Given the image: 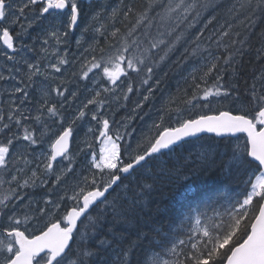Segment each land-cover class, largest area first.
<instances>
[{
  "label": "snow or ice",
  "instance_id": "1",
  "mask_svg": "<svg viewBox=\"0 0 264 264\" xmlns=\"http://www.w3.org/2000/svg\"><path fill=\"white\" fill-rule=\"evenodd\" d=\"M219 7H226L228 18L205 36V30L216 20L212 13ZM29 13H33L31 18ZM257 14L264 16V0H244L228 6L217 5L216 0H147L139 10L134 4L125 3L113 8L108 19L114 22L121 17L127 21L126 31L116 28L110 33L116 43L109 44L107 52L89 45L85 49L89 56L80 62L78 71L72 73L89 84H100V80H104L108 86L93 90L92 96L85 98L77 115L66 126L63 103L53 100L51 93L66 99L67 87L41 84L40 103L34 115L16 106V101L9 100V111L0 114V135L4 137L0 140V221H4L0 231L10 239L0 240V264H101L100 251L111 246L109 240L101 238L105 212L110 209L115 217L124 219L129 210L126 208L128 201L131 200L133 205L136 202L135 196L129 195L131 186L126 181L141 170L147 173V181L153 169L160 167L156 162L161 157L183 147L187 138L204 133H214L218 137L244 134V145L233 151L225 167L229 171L233 168L244 170L247 191L226 213L208 216L207 212H199L194 217L189 216L188 220L194 219L195 225L187 240L180 239L169 249L175 260H153L151 264H264V73L257 78L260 90L253 83L248 93L249 101L254 105L251 113L233 114L229 110H219L216 114L203 113L182 119L175 128H163L156 135H151L150 131L144 133L135 147L127 138L126 125L112 130L109 119L101 115L109 102L106 94L123 87L126 92L122 99L127 101L128 94L133 93L132 74L141 77L142 85H147L154 69L164 64L177 45L182 40L187 42L189 36L196 46L191 50L192 54L197 55L206 41L203 51L208 52V56L204 57L199 78L191 76V94L184 90L182 97H170L162 105L160 124L173 111L179 119L181 105L208 108L213 103H221V98L232 97L231 88L225 87L223 82L224 72L231 70L235 75L238 57L250 47L247 32L255 24ZM80 17L77 0H0V55L13 65L21 60L27 64V84L14 86L10 93L20 94L19 104L23 105L29 99L27 88L35 84V78L55 81L58 78L54 73L66 70L70 63L68 53L61 51L60 46L67 45L70 31L76 29ZM38 20L48 22L40 49L45 54L41 60L46 62V67L42 66L41 60L28 62L21 55L28 47L23 44V38ZM99 20L100 13H96L92 17L93 23L84 31L91 29L103 35L104 25L95 26ZM202 20L205 21L203 30L197 28L192 33L191 29ZM261 39L264 40V33ZM213 44L217 51L223 49L222 55L211 51ZM258 54L264 58V48L258 49ZM3 80H15V77L0 73V81ZM84 87L88 89V84ZM153 90L149 88V95L143 97L145 101ZM70 95L75 99L77 93ZM90 106L95 107L89 113ZM140 107L142 105L137 104V109ZM88 115L97 121L96 139L102 147L99 152L90 154L86 170L78 171L77 156L70 151L73 125ZM25 121H32V124L26 126ZM49 121L61 125V130L49 141L48 150L34 157L39 162L32 169L30 165L34 160L28 157L44 142L50 131ZM160 124L154 123L152 127L160 128ZM35 125L41 126L39 130ZM88 132L93 129L89 127ZM84 146L90 148L91 143L85 140ZM41 166L43 172L38 175ZM166 168V164L160 167L161 174ZM26 169L31 172L27 178L21 175ZM179 171L172 165L168 175ZM50 177L53 183L49 193L39 201L28 199L24 204L28 211L22 218L17 216L19 202L27 195L20 189L47 187ZM143 186L151 187L147 182ZM118 190L124 193L123 197H114ZM67 201H71L70 207H65ZM33 205L38 206L33 208ZM101 206L103 211H99ZM62 207V216L52 219ZM136 247L135 243H129L127 247L114 249L116 259L106 258L103 264H141L136 258Z\"/></svg>",
  "mask_w": 264,
  "mask_h": 264
},
{
  "label": "trees",
  "instance_id": "2",
  "mask_svg": "<svg viewBox=\"0 0 264 264\" xmlns=\"http://www.w3.org/2000/svg\"><path fill=\"white\" fill-rule=\"evenodd\" d=\"M108 2L114 8L122 7L125 3H132L139 10L147 3V0H101L93 2L95 5L92 4L91 12L92 8L103 6ZM241 2L244 0H216V4L222 6ZM212 14L216 16V20L213 25H209L208 30H205V36H208L213 28H218L228 18L226 7H219ZM103 22H105L103 24L105 30L103 35L97 33L95 46L103 48L107 52L110 50L109 44L116 42L110 33L116 28H119L121 32L126 31L127 21L118 16L114 22L108 17H105ZM204 22L202 20L198 23L196 28L191 29V32L195 33L197 28L203 30ZM81 25H83L82 22ZM235 30L233 28V31ZM243 31L241 29L242 33ZM262 33H264V16L257 14L255 24L247 32L250 47H246L242 56L238 57L235 75L231 70L224 72L223 82L225 87L231 88L233 96L221 98L220 105L203 107V112L201 111L200 114H216L219 110H229L233 114L241 111L249 113L253 111L254 105L249 101L248 93L253 83H256L257 90H260V81L257 78L264 73V58L258 54V49L264 48V40L261 39ZM206 45L205 41L204 46ZM204 46L197 55H193L191 50L196 46L192 43L191 36L187 38V42L182 40L177 48L170 53L169 59L154 69L153 77L150 80L153 82L159 74L164 72L168 79L176 80L175 91L178 96L182 97L184 90L191 94L193 90L191 76L195 75L197 79L199 78L202 74L200 69L205 63L204 57L208 56V52L203 51ZM211 51L215 55L223 54V49L217 51L215 44L212 45ZM132 75L134 77L131 80L133 96L136 97L139 92H142L145 85L141 84V77ZM209 83H212L211 78H209ZM233 85H235L234 88ZM181 108L185 107L181 105ZM195 117L197 116L190 118ZM203 139H207L210 143L207 148L202 150L203 152L181 153L180 147L174 151L176 157H169L170 154L164 155L169 157L165 162L167 168L164 174H161L160 169L155 167L147 181H145L147 173L144 170L137 173L130 181H126L131 186L129 195L135 196L136 202L133 205L131 200L128 201L126 208L129 210L124 219L115 217L110 209L105 212L101 238L109 240L111 246L100 251L101 264L106 258L115 260L114 249L127 247L129 243L137 245L136 258L141 261V264H151L153 260H175L169 249L180 239L187 240L195 225L194 219L188 220L189 216L194 217L199 212H207L208 216H213L217 212L226 213L232 204L243 199L247 191V176L244 170L237 171L233 168L229 171L225 165L230 161L233 151L238 146L244 145L245 138L205 137ZM172 165H175L180 171L179 173L173 172L169 176L168 170ZM145 182L151 187H144ZM123 195L124 193L118 190L114 197H123ZM99 211H103V206ZM184 250L187 251L186 248Z\"/></svg>",
  "mask_w": 264,
  "mask_h": 264
},
{
  "label": "rangeland",
  "instance_id": "3",
  "mask_svg": "<svg viewBox=\"0 0 264 264\" xmlns=\"http://www.w3.org/2000/svg\"><path fill=\"white\" fill-rule=\"evenodd\" d=\"M78 1L79 0H77V2ZM82 1L89 2L90 0ZM93 1L97 2L100 0H91V4L93 3ZM89 8L90 7H88V9H81V19L79 24L77 25L75 30L70 31L67 45L60 46L61 51H65L68 53V59L70 63L68 66H66V70L62 71V73H54V75L58 78L55 81H44L43 77L35 78V84L29 85L27 88V91L29 93V99L23 105L19 104L18 97L22 98L20 94L10 95V93L11 89L14 86L24 87L25 84H27V79L25 75L27 72V64L24 63L23 60H21L19 63L13 65V62L6 61L5 58L0 55V73H4L5 76L11 74L15 77V80L0 81V114L7 113L9 111L8 101L14 100L16 101V106H19L22 109H27L34 115L35 109L39 106L40 103L41 93L39 89L41 84L51 87L60 85L62 87H67L69 90L67 93H65L66 99L56 97L54 92L51 93V98L55 101H60L63 103L62 111L65 117L66 126L67 123L71 120V118L77 115V109L78 107L82 106V102L85 100V98L92 96L93 90L98 91L100 90L101 86H108L104 80H100V84H89L88 81L80 80L78 76H72L73 72L78 71L80 67V62L85 57L89 56V53L85 51V49L88 48L89 45L96 47V36L98 32H94L91 29L85 32L84 29L88 28L89 25L93 23L92 17L96 13H100V20L98 23L95 24V26L99 27L101 24H104L105 22H103V20L105 19V17L107 18L111 15V10L114 7L110 2H108L103 4L102 8H92V12ZM32 15L33 13H29V18H31ZM41 22L43 21H36V23H34L33 26L28 29L27 35L23 38V44L27 45L28 47L24 48L21 55L25 57L28 62H36L38 60H41V57L45 55L40 50L42 44L41 37H43L48 25ZM81 22L83 23V25H81ZM81 37H83V40H81ZM77 41L81 42L77 44ZM44 47H47V45H45ZM29 48L33 50H29ZM49 59L54 60L55 57H49ZM41 64L42 66H47L46 62L42 60ZM14 68L16 69V71H13ZM93 75L94 73L90 74V80L93 78ZM96 79L100 78L96 77ZM64 80H67L68 83L62 84L61 82ZM157 80L159 81L158 84L156 83ZM21 81H23V83H20ZM151 82L152 81L150 80V82L142 88V92H140L141 94L139 93L136 97L133 96V93L128 94L129 100L127 101L122 99V96L126 92V89L123 87L119 89L118 92L115 91L111 94H106L108 95L109 102L105 104L104 111L101 113V115H103L104 118L109 119L112 130L120 129L121 126L126 125L127 138L131 141L133 147H135L137 140H139L144 133H149L150 131L151 135H156V133L163 128H175L178 126L179 122L182 119H187L195 115L198 116L201 111L203 112L202 106H197L195 108L185 107L180 112L179 119L177 118L176 112L173 111L169 116H166L163 123L160 124L159 116L161 115L162 105L166 101H168L170 97L175 98L178 96L175 91V89L177 88V82L175 79H168L167 75L164 72L159 74L154 79V81L152 83ZM85 84H88V89H85ZM149 88L154 90L151 92L149 99L145 101L143 97L149 95ZM72 92L77 93L75 99H73V97L70 95V93ZM137 104L142 105V107L137 109ZM218 104L219 103H213L210 106H217ZM94 107L95 106H90L87 111L90 113ZM24 123L26 126H28L32 124V121H25ZM154 123L160 124V128H153L152 125ZM35 127L39 130L41 126L35 125ZM89 127L93 129V132H88ZM98 127L99 126L97 124V121L91 120L90 115L86 116L81 121H77V123L73 125V128L76 131V138L74 141L72 152L77 156L78 171L86 170V164L88 160H90V154L93 152H99V149L102 147V145L99 143V140L96 139V136H98ZM50 134L51 132H49L48 135L44 137V142L41 145L36 146L35 152L33 153L36 157L48 150L49 141L53 138V134L51 136ZM85 140H88V142L91 143L90 148H85ZM209 144L210 143L207 139H201L195 142L187 143L184 147L180 148V152L189 153L190 151L197 154L203 152L202 150L207 148ZM125 146H127V144H125ZM82 148L84 149V151H80V149ZM29 151L32 150L29 149ZM168 156L176 157V153L172 152ZM168 156L161 157L160 161H157L156 164H158L160 167H163L165 162L168 161ZM37 162L39 161L36 160L35 164H33L34 168L32 167V165L30 167L32 169H35ZM20 166L22 167L23 165ZM160 167L157 168L160 169ZM37 171L38 175L41 174L43 172L42 166ZM21 175H24V177L27 178V176L31 175V172L26 169V172L22 173ZM49 183L50 182H48L47 187H38L36 189H20V192L27 193V195L25 196L24 201L19 202V206L16 212L17 216L22 218L23 213L28 211V209L24 207V204L28 199L32 198L39 201L41 197H44L47 193H49V190L52 188V185H49ZM70 186L71 182L69 183V187ZM61 191L64 190L61 189ZM37 206L38 205H33V208ZM68 206H71V201L66 202L65 207ZM63 212L64 207H62L61 210L56 213L55 216L52 217V219H57V217L61 216ZM41 227H43L42 223ZM0 240H5V238L1 236Z\"/></svg>",
  "mask_w": 264,
  "mask_h": 264
},
{
  "label": "flooded vegetation",
  "instance_id": "4",
  "mask_svg": "<svg viewBox=\"0 0 264 264\" xmlns=\"http://www.w3.org/2000/svg\"><path fill=\"white\" fill-rule=\"evenodd\" d=\"M89 3V4H88ZM91 0L89 1V2H85V1H82V0H79L78 1V4L80 5V9H88V7H90L89 9H91ZM43 22H41V23H45V24H47L48 25V22L47 21H45V20H42ZM13 71H16V69L14 68L13 69ZM4 74V73H3ZM49 123V128H50V131L49 132H51V134H50V136L53 134V138L55 137V135L61 130V125H59V124H53L51 121H49L48 122ZM73 137H74V141H75V138H76V131L74 130V132H73ZM0 140H3L4 139V137L2 136V135H0ZM34 157H36L34 154L32 155V156H29L28 158L30 159V160H34L33 158ZM35 162H36V160H34V162L31 164L32 165V167L34 168V165L33 164H35ZM30 165V166H31ZM48 182H50L49 183V185H52V183H53V178H48ZM69 207V206H68ZM63 214V213H62ZM62 216V215H61ZM61 216H58L57 217V219H59ZM3 225H4V221H0V228H2L3 227ZM6 237V233L5 232H3V231H0V237Z\"/></svg>",
  "mask_w": 264,
  "mask_h": 264
},
{
  "label": "water",
  "instance_id": "5",
  "mask_svg": "<svg viewBox=\"0 0 264 264\" xmlns=\"http://www.w3.org/2000/svg\"><path fill=\"white\" fill-rule=\"evenodd\" d=\"M243 135L244 134H237L236 136L218 137L214 133H204V134H200L198 137H195V138H187L185 142H189V141H192V140H195V139H199V138L204 137V136H213V137H216L218 139H227V138H237V137L243 136ZM185 142H183V143H185ZM70 150H71V147H70Z\"/></svg>",
  "mask_w": 264,
  "mask_h": 264
},
{
  "label": "bare ground",
  "instance_id": "6",
  "mask_svg": "<svg viewBox=\"0 0 264 264\" xmlns=\"http://www.w3.org/2000/svg\"><path fill=\"white\" fill-rule=\"evenodd\" d=\"M113 42V41H112ZM115 42V41H114ZM116 43V42H115ZM98 47V46H97ZM72 58V57H71ZM199 64V63H198ZM176 66V65H175ZM201 67V66H200ZM256 73V72H255ZM231 75V74H230ZM232 80V79H231ZM100 86V85H99ZM89 87V86H88ZM118 92V91H117ZM140 93V92H139ZM92 94V93H91ZM141 94V93H140ZM181 95V94H180ZM132 99V98H131ZM135 99V98H133ZM129 100V99H128ZM133 103V102H132ZM183 110V109H182ZM71 113V112H70ZM69 114V113H68ZM155 227V226H154ZM165 234V233H164ZM171 234V233H170Z\"/></svg>",
  "mask_w": 264,
  "mask_h": 264
}]
</instances>
